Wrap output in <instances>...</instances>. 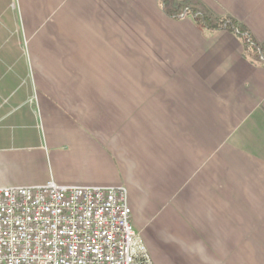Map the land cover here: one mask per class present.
<instances>
[{"label":"crops","instance_id":"obj_1","mask_svg":"<svg viewBox=\"0 0 264 264\" xmlns=\"http://www.w3.org/2000/svg\"><path fill=\"white\" fill-rule=\"evenodd\" d=\"M50 179L124 187L153 264H264V0H0V187Z\"/></svg>","mask_w":264,"mask_h":264},{"label":"built area","instance_id":"obj_2","mask_svg":"<svg viewBox=\"0 0 264 264\" xmlns=\"http://www.w3.org/2000/svg\"><path fill=\"white\" fill-rule=\"evenodd\" d=\"M0 264H153L124 187H0Z\"/></svg>","mask_w":264,"mask_h":264},{"label":"trees","instance_id":"obj_3","mask_svg":"<svg viewBox=\"0 0 264 264\" xmlns=\"http://www.w3.org/2000/svg\"><path fill=\"white\" fill-rule=\"evenodd\" d=\"M245 48L246 49H249L250 47H249V45H248V43H245ZM252 50V49H251ZM257 52V51H256ZM256 52L254 51V53H255V55H256ZM259 55V53L257 52V55L256 56H258Z\"/></svg>","mask_w":264,"mask_h":264}]
</instances>
